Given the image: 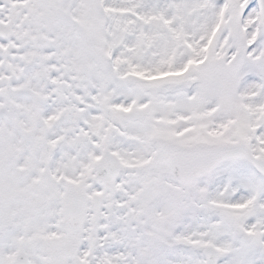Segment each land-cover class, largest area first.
<instances>
[{
    "label": "snow or ice",
    "instance_id": "snow-or-ice-1",
    "mask_svg": "<svg viewBox=\"0 0 264 264\" xmlns=\"http://www.w3.org/2000/svg\"><path fill=\"white\" fill-rule=\"evenodd\" d=\"M0 264H264V0H0Z\"/></svg>",
    "mask_w": 264,
    "mask_h": 264
}]
</instances>
